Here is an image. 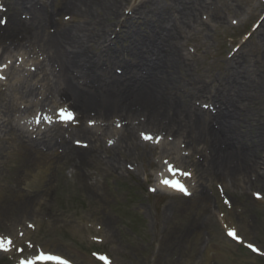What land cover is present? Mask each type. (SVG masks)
I'll return each mask as SVG.
<instances>
[{
  "label": "bare ground",
  "instance_id": "1",
  "mask_svg": "<svg viewBox=\"0 0 264 264\" xmlns=\"http://www.w3.org/2000/svg\"><path fill=\"white\" fill-rule=\"evenodd\" d=\"M216 1L0 0V21L6 19L0 23L2 60L24 48L35 49L46 62L37 63L43 71V91L55 98L46 101H59L83 124L55 133L33 125L28 133L11 123L0 135V155L12 148L25 160L24 167H38L40 174L55 171L67 159L94 180L121 172L118 157L123 153L125 162L131 154L146 155L141 148L148 147L141 135L146 133L180 145L190 156L185 159L198 172L194 193L200 207H211L210 196L204 193L211 176L229 190L241 188L246 193L254 187L264 193V80L259 78L264 72V35L263 50L253 51L262 57L259 64H251L250 54L240 61L243 54L231 52L219 72L220 83L213 76L190 74L193 66L185 60L181 40L190 27L198 19L204 29L210 26L201 18L203 13L222 19ZM113 65L122 69L115 71ZM35 77L30 71L21 83L26 108L44 105L37 99L42 91L37 89L41 82L33 84ZM245 122L249 124L242 125ZM107 130H113L112 135H106ZM77 140L90 146L77 145ZM195 155L199 160L192 158ZM54 159L56 163H51ZM169 176L160 173L157 188L178 191L161 182ZM38 197L27 199V205ZM200 228L191 226L185 236Z\"/></svg>",
  "mask_w": 264,
  "mask_h": 264
},
{
  "label": "rangeland",
  "instance_id": "2",
  "mask_svg": "<svg viewBox=\"0 0 264 264\" xmlns=\"http://www.w3.org/2000/svg\"><path fill=\"white\" fill-rule=\"evenodd\" d=\"M214 5L222 19L203 13L201 18L210 26L204 29L198 19L181 41L185 60L194 69L190 74L207 79L213 76L220 83L219 72L231 52L243 54L240 61L250 54L251 64L262 59L253 51L263 50L264 5L259 0H218ZM34 59L46 64L35 49L24 48L5 61L0 50L1 137L11 123L28 133L33 125L50 133L83 126L58 121L59 105L46 101L47 97L50 101L55 98L43 91V72L36 68ZM113 66L115 71L122 69ZM30 71L36 74L33 84L41 82L37 84L42 91L37 99L44 105L26 108L21 83ZM250 75L256 73L250 70ZM259 78L264 80V72ZM26 99L32 100L29 96ZM108 132L112 135L113 130ZM147 141L148 147H141L146 155L131 154L125 162L123 153L118 157L121 172L94 180L88 178L85 168L77 162H65L67 159L55 171L40 174L38 167H24L25 160L15 156L12 148L0 155V237L12 241L0 249V264H19L41 250L71 256L76 264H103L98 258L102 253L112 264H264V193L254 187L246 193L241 188L229 190L211 176L204 186L211 207H200L194 193L198 172L191 160L185 159L190 156L184 155L180 145L166 144L161 136ZM79 143L89 146L88 141ZM192 158L199 160L198 155ZM170 167L173 172L180 169L190 195L157 188L158 175L169 174ZM34 195L40 197L27 205L26 200ZM195 224L201 225L200 230L185 236ZM228 227L236 230L239 240L227 234ZM249 244L256 245L259 253Z\"/></svg>",
  "mask_w": 264,
  "mask_h": 264
},
{
  "label": "snow or ice",
  "instance_id": "3",
  "mask_svg": "<svg viewBox=\"0 0 264 264\" xmlns=\"http://www.w3.org/2000/svg\"><path fill=\"white\" fill-rule=\"evenodd\" d=\"M0 23H2V21H0ZM59 117L61 120L67 121V120H71L73 118V114L71 112H68L65 109L61 108V109H59ZM45 119L48 120L49 118L45 117ZM37 122L39 123V120ZM49 122H51V121H49ZM141 135H142L143 139H145V140L152 139V137L146 133H142ZM157 139H159V138H157ZM77 143H79V141H77ZM169 171H173V169L170 167ZM185 175H190V174L185 173ZM162 183L183 192L185 195H190L188 193L186 187L183 184L179 183L178 181L164 180V181H162ZM152 191L155 192L156 189H152ZM255 195L258 198L260 197L259 193H256ZM225 203L227 204L228 201L225 200ZM227 234L230 237H233L237 240L240 239V237L237 235V232L234 228L228 227L227 228ZM21 235H23V234L21 233ZM11 243H12V241L10 239L5 241L2 237H0V249H5L6 246L11 245ZM248 247L252 248L253 246L251 244H249ZM21 251H22V249H21ZM40 261H57L58 264H68V261L63 260L60 256L48 255V254H44L43 252H41L38 255H35L34 257H32L30 259L21 260L20 264H38V262H40Z\"/></svg>",
  "mask_w": 264,
  "mask_h": 264
}]
</instances>
